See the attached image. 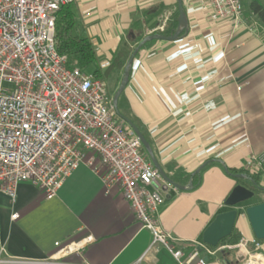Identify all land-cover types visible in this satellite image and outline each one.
Listing matches in <instances>:
<instances>
[{"label":"crops","instance_id":"0c3cea01","mask_svg":"<svg viewBox=\"0 0 264 264\" xmlns=\"http://www.w3.org/2000/svg\"><path fill=\"white\" fill-rule=\"evenodd\" d=\"M182 3L185 29L177 39L142 45L118 108L141 130L165 175L183 186L158 181L163 202L157 216L161 229L174 237L173 248L185 258L196 249L207 264H247L236 246L245 240L252 248L245 215L237 217L231 233L241 236L237 243L206 244L214 251L208 253L202 234L217 213L230 209L224 200L231 190L252 182L230 170L246 173L245 156L264 149V27L244 19L245 13L235 26L209 18L197 1ZM175 6L177 0L70 3L74 33L91 41L94 68L102 69L120 46L126 48V61L142 37L162 34L158 25L164 16L168 24ZM122 70L112 71L116 85ZM259 184L264 186L262 177ZM55 242L77 244L79 251L57 257ZM261 245L257 252L264 256V240ZM0 259V264H180L166 246L152 244L120 187L105 186L101 174L84 162L49 198L28 181L18 184L14 201L0 192Z\"/></svg>","mask_w":264,"mask_h":264},{"label":"built area","instance_id":"2783aa9c","mask_svg":"<svg viewBox=\"0 0 264 264\" xmlns=\"http://www.w3.org/2000/svg\"><path fill=\"white\" fill-rule=\"evenodd\" d=\"M72 1L0 0V192L14 201L18 184L28 181L49 198L84 162L101 174L105 186L120 187L141 227L150 232L152 244L166 246L180 264L197 256L196 264H207L196 249L185 258L170 244L172 234L161 229V176L139 139L114 118L103 80L69 66V56L57 51L55 13ZM194 1L213 20L228 19L235 26L243 20L241 0ZM167 20L161 19L160 30ZM243 169L264 179V149L245 156ZM251 243L252 248L245 240L236 246L247 264H264L257 252L261 241L253 237ZM55 245L57 257L79 251L74 243Z\"/></svg>","mask_w":264,"mask_h":264},{"label":"water","instance_id":"95a60500","mask_svg":"<svg viewBox=\"0 0 264 264\" xmlns=\"http://www.w3.org/2000/svg\"><path fill=\"white\" fill-rule=\"evenodd\" d=\"M182 4H183L182 0H177L178 26L173 34L164 35L159 33H152L145 35L136 43V45L133 47L127 60L124 63L120 82L112 96V104L116 115L126 122V124L130 127L131 131L134 133V135L139 139L149 159L151 160L153 165L157 168L161 178L164 179L169 184H172L178 188H182L183 186L174 183L165 175L153 153V150L148 140L145 138V136L138 128V126L131 119L127 118L125 115H123L120 112L118 108V99L128 82L129 69L131 63L138 50L142 47V45H144L146 42L152 39H163V40L177 39L179 37L180 32L183 29H185L187 25V18L183 10ZM130 34L133 36L132 32H130ZM203 166L204 164L200 166L196 170V172H199V170ZM225 169L227 170L226 167ZM231 174L235 177L249 178L253 182V184H255L256 187L264 191V186L255 183V181L252 180L246 173H231ZM189 185L191 186V183ZM253 196H254L253 190L241 185H236L224 200V204L230 207V209L219 212L215 215L213 220L204 229L202 234V241L209 246L217 247V245L221 242L223 238L231 235L235 221L239 215H245L247 217L255 238L259 240L264 239V201L246 206H239V204L250 200Z\"/></svg>","mask_w":264,"mask_h":264},{"label":"trees","instance_id":"16d2710c","mask_svg":"<svg viewBox=\"0 0 264 264\" xmlns=\"http://www.w3.org/2000/svg\"><path fill=\"white\" fill-rule=\"evenodd\" d=\"M249 12L252 13L258 22L264 27V3L261 0H251L249 5ZM178 7L175 6L171 16L169 17L168 24L165 29L161 32L164 35H171L174 33L178 26ZM76 18L71 10L70 3L61 6L55 13V25H54V39L55 46L57 51L60 54H66L69 56L68 65L69 66H77L82 70H86L88 66L94 63L97 59V55L91 41L81 35H77L74 33ZM140 39V36L135 37L131 40V44H135ZM126 58V48L124 46H120L116 51V54L112 58V61L109 65L102 69L100 67L94 68L93 73L97 78L103 80V76H107L112 74L114 70H122ZM121 77L117 79V83L120 81ZM119 103V99H118ZM120 109V108H119ZM121 112V111H120ZM122 113V112H121ZM123 114V113H122ZM124 115V114H123ZM117 120H120L125 124L129 129L130 127L126 124L124 120L119 118L117 115L114 116ZM131 130V129H130ZM132 132V131H131ZM133 133V132H132ZM142 152H145L143 147H141ZM246 172L248 176L255 181V183L259 184L260 176L259 174H249L247 171L242 170V172ZM231 173L237 172V170H230ZM251 186H248L249 189L254 191V197L252 200V204L259 203L264 200L262 194H264L263 190H260L258 187L251 182ZM241 236L238 233H233L230 236H227L221 240L220 243H237L240 240ZM264 239H260L262 241ZM212 247V246H211Z\"/></svg>","mask_w":264,"mask_h":264},{"label":"rangeland","instance_id":"374dc122","mask_svg":"<svg viewBox=\"0 0 264 264\" xmlns=\"http://www.w3.org/2000/svg\"><path fill=\"white\" fill-rule=\"evenodd\" d=\"M250 1L251 0H241L242 5H243V10H244V13H245L244 19L248 18L249 20H257L256 17L252 13L249 12L248 5H249ZM261 1H262V3H264V0H261ZM95 65H96L95 62L90 64L85 71L89 72V71L93 70ZM103 82H104V86L106 88L107 94L112 98V96H113V94H114V92H115V90H116V88L118 86V85H116V81H114L112 76L107 75V76H103ZM248 185L251 186L252 184L249 183ZM253 197L251 199H253Z\"/></svg>","mask_w":264,"mask_h":264}]
</instances>
